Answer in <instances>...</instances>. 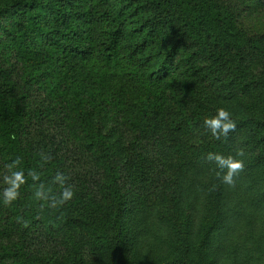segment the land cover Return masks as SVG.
Listing matches in <instances>:
<instances>
[{"label": "trees", "instance_id": "1", "mask_svg": "<svg viewBox=\"0 0 264 264\" xmlns=\"http://www.w3.org/2000/svg\"><path fill=\"white\" fill-rule=\"evenodd\" d=\"M227 6L0 0V264H264V34Z\"/></svg>", "mask_w": 264, "mask_h": 264}, {"label": "rangeland", "instance_id": "2", "mask_svg": "<svg viewBox=\"0 0 264 264\" xmlns=\"http://www.w3.org/2000/svg\"><path fill=\"white\" fill-rule=\"evenodd\" d=\"M226 1L228 3L229 9H236L239 23L243 29L247 30L248 33L252 35H262L264 34V0H222ZM15 57L13 56V60ZM15 64V62L13 63ZM22 66L18 64V68L16 71L21 72ZM73 75H78V69L75 67L72 71ZM80 76V75H79ZM91 80L93 78L89 76ZM82 85V89H90V80L84 79L83 76L79 78ZM22 82V80H20ZM104 89L106 90L105 97H101L100 99H96L99 103L100 100V107L102 108V114H101V123L102 127L104 129V133H112L115 132L117 134H113L114 139L118 137V135H124V138L127 137L126 135V129L124 128V117H126V114H124V109L122 107L127 106L128 102L127 100L129 98V93H134V91L137 89H133L131 85H103ZM131 91H130V89ZM128 92V94L126 93ZM128 95V97H126ZM106 98L108 101H105ZM43 96L37 88H34V108L38 106L39 103H42ZM89 100V99H88ZM92 102V101H91ZM127 102V103H126ZM84 107V106H83ZM128 107V106H127ZM87 108L92 109V105L88 103ZM78 124H76V127L74 129L75 134L77 135L80 131L78 130ZM119 129V131H118ZM118 131V133H117ZM78 136V135H77ZM112 143V142H111ZM79 156H76L78 158ZM84 157V156H82ZM75 158V159H76ZM81 165V164H79Z\"/></svg>", "mask_w": 264, "mask_h": 264}]
</instances>
